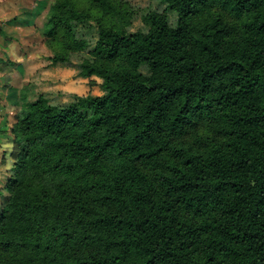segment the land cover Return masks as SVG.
<instances>
[{
    "label": "trees",
    "instance_id": "obj_1",
    "mask_svg": "<svg viewBox=\"0 0 264 264\" xmlns=\"http://www.w3.org/2000/svg\"><path fill=\"white\" fill-rule=\"evenodd\" d=\"M156 1L49 4L104 93L22 97L0 264H264V0Z\"/></svg>",
    "mask_w": 264,
    "mask_h": 264
},
{
    "label": "rangeland",
    "instance_id": "obj_2",
    "mask_svg": "<svg viewBox=\"0 0 264 264\" xmlns=\"http://www.w3.org/2000/svg\"><path fill=\"white\" fill-rule=\"evenodd\" d=\"M142 13L162 11L156 0H126ZM52 0H0V209L6 202L5 189L14 162L10 133L22 107V97L33 102L43 95L52 104H65L76 96L102 95V81L78 75V63L86 56L97 34L94 28L81 25L80 31L90 42L86 51L76 54L69 63H52L44 42L45 13ZM139 17L131 31L142 29Z\"/></svg>",
    "mask_w": 264,
    "mask_h": 264
}]
</instances>
